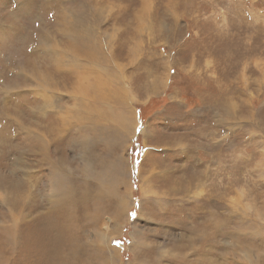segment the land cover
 <instances>
[{
  "label": "rangeland",
  "instance_id": "374dc122",
  "mask_svg": "<svg viewBox=\"0 0 264 264\" xmlns=\"http://www.w3.org/2000/svg\"><path fill=\"white\" fill-rule=\"evenodd\" d=\"M0 264H264V0H0Z\"/></svg>",
  "mask_w": 264,
  "mask_h": 264
},
{
  "label": "bare ground",
  "instance_id": "6f19581e",
  "mask_svg": "<svg viewBox=\"0 0 264 264\" xmlns=\"http://www.w3.org/2000/svg\"><path fill=\"white\" fill-rule=\"evenodd\" d=\"M74 251H75L74 249H71V248H70V255H71Z\"/></svg>",
  "mask_w": 264,
  "mask_h": 264
}]
</instances>
